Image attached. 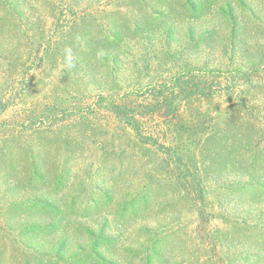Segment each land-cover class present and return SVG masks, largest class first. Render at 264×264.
I'll return each instance as SVG.
<instances>
[{"label": "rangeland", "instance_id": "rangeland-1", "mask_svg": "<svg viewBox=\"0 0 264 264\" xmlns=\"http://www.w3.org/2000/svg\"><path fill=\"white\" fill-rule=\"evenodd\" d=\"M188 1L200 6L195 17L185 0H0V17L35 42L46 41L51 24L70 19L69 10L86 16L69 43L74 58L89 50L86 64L66 71L63 85L52 90L95 101V112L82 115L88 122L75 123L80 113L66 116L74 124L61 133L75 132L77 143L56 152V139H47L43 155H35L48 184L41 192L15 183L20 173L9 165L17 167V159L0 160V264H264V156L252 162L244 154L264 143L250 142L249 131L242 141L221 142L225 105L187 97L193 91L185 83L172 124L187 131V142L195 129V138L217 137L207 143L210 150L191 154L193 168L179 177L162 162L150 166L125 117L108 108L114 102L137 112L158 86L190 82L196 69L217 62L232 24L258 28L255 44L264 50V0ZM60 54L46 62H59ZM140 120L145 131L158 130L162 119ZM189 180L203 186V200L188 189ZM33 198L48 205H28Z\"/></svg>", "mask_w": 264, "mask_h": 264}, {"label": "trees", "instance_id": "trees-1", "mask_svg": "<svg viewBox=\"0 0 264 264\" xmlns=\"http://www.w3.org/2000/svg\"><path fill=\"white\" fill-rule=\"evenodd\" d=\"M184 6L192 10L194 17L200 7L197 3L190 4L188 0H185ZM119 11L112 13L119 14ZM231 12L232 10L229 14ZM68 13L71 18L63 20L64 23L60 20L51 24L50 35L44 43L35 42L36 40L29 36L25 29L16 31L8 16L0 17V55L8 50V56H0V160L5 159L9 162L17 159V167L9 165L11 171L17 170L20 173L14 178L15 183L23 188L30 187L36 193L41 192L48 184L38 172L35 155H43L47 148V139H56L51 142L56 152L61 145L75 144L79 141L75 132L61 133L67 123L74 124L65 122L68 120L66 116L69 112L80 113L74 114L75 123L88 122V119L82 116L83 113L95 112V101L93 104H85L82 96L77 93L78 96L62 92L57 95L52 90L63 85L62 78L66 71L72 74L73 69L85 65L87 61H84V57L89 50L75 56L74 68L68 69L64 64V49L70 47L69 43L76 39L73 30H78L79 23L86 17L77 18L79 14L72 9ZM153 16L158 17L160 14ZM43 19H38L39 30L43 29L41 26ZM59 27L61 30H58ZM55 33L58 35L53 36ZM215 33L211 32L201 38L199 44L207 45V40L212 39ZM259 33L261 34L258 28L249 29L247 21L241 26L232 24L226 45L222 46L223 50L219 52L217 62L214 64L206 62L203 67L196 69V72H192L190 82L179 80L169 86H158L159 90L156 92L151 89L154 93L151 92L150 100L138 104L137 112L132 107L114 102L109 104V110L117 116H124L126 125L137 135L139 144L150 157V166L162 162L164 164L162 168L167 172L171 171L177 173L179 177H185L186 173H190L191 167L193 168L190 163L191 154H203L210 150L207 143L217 137L214 135L202 138L199 135L195 138L197 130L195 129L187 142L184 138L187 131L176 129L172 124L171 115L181 100V95H186L185 83L193 91L188 92L187 97L218 98L225 105L223 112L225 118L229 120H225L222 132L218 135L221 142L223 139L242 141L245 132L249 131L250 142L264 143V50L259 48L254 40V35ZM7 35L11 42L13 41L11 47H5ZM262 39L264 44V37ZM212 45L215 47L212 46L210 51L214 52L217 45ZM58 51L61 53L56 57L59 62H46ZM175 87L178 89L177 92L174 90ZM64 89L62 87V90ZM144 116H158L164 123L160 120V124L164 126L157 124L158 130L155 127L143 131L140 117ZM239 131H243L241 136ZM244 154L250 156L253 162L264 156V149L248 148ZM5 169L8 167L5 166ZM61 180L62 176H59L56 184L52 183L49 186L57 185ZM190 182L189 180L187 184L188 189L192 187L190 191H193L196 200H203V186L200 182ZM28 205L48 204L33 198Z\"/></svg>", "mask_w": 264, "mask_h": 264}, {"label": "clouds", "instance_id": "clouds-1", "mask_svg": "<svg viewBox=\"0 0 264 264\" xmlns=\"http://www.w3.org/2000/svg\"><path fill=\"white\" fill-rule=\"evenodd\" d=\"M64 64L68 69H72L75 67V58L71 47H66L64 49Z\"/></svg>", "mask_w": 264, "mask_h": 264}]
</instances>
